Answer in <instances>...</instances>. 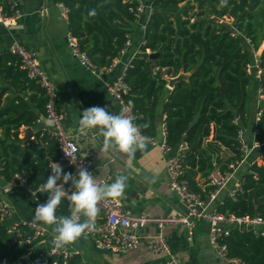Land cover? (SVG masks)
Listing matches in <instances>:
<instances>
[{
	"label": "trees",
	"instance_id": "1",
	"mask_svg": "<svg viewBox=\"0 0 264 264\" xmlns=\"http://www.w3.org/2000/svg\"><path fill=\"white\" fill-rule=\"evenodd\" d=\"M1 1L9 10V0ZM130 1L57 0L68 9L71 33L81 51L97 67L112 66L131 39L130 28L137 18L130 8L139 2ZM192 3H197V10ZM205 5L208 9H204ZM151 7L153 13L140 47L142 55L135 57L125 71L129 91L124 97L135 115L133 121L148 125L141 128L142 134L156 139L158 107L166 92L167 77H176L181 71L191 73L187 81L174 85L163 103V125L166 142L173 149L186 144L191 150L183 157L185 179L193 191L208 199L216 188L209 182L212 172L232 173L242 159L239 135L253 120L252 102L259 85L264 90V75L261 82L255 79L248 68L253 62L252 53L241 38L233 36L228 22L241 35L252 39L259 49L264 41V0H153ZM93 11L95 15L91 14ZM151 54H159V57L151 59ZM261 59L264 69V50ZM21 65L16 55L3 49L0 38V74L13 85L23 81L41 91L46 116V93L36 81L28 78ZM221 88L226 93H222ZM37 120L24 104L0 108V175L7 183L19 184L20 179L25 178L27 186L43 204L48 194L37 189L51 175L49 161L63 168V160L51 133H38L35 141L22 144L20 128L35 127ZM258 129L260 134L255 142L262 144L264 103ZM8 140L13 144L8 145ZM43 142L49 145L51 159L42 148ZM194 146L197 148L192 150ZM223 153L229 158H224ZM63 172L75 176L71 170L63 168ZM198 174L205 179L204 189L195 180ZM242 179V192L236 198L224 196L217 210L228 216L264 217V158L255 161ZM72 189L69 181L65 190ZM69 214L68 201L64 199L57 215ZM220 244L226 246L231 259H239L243 264H264V238L257 234L235 230L220 240ZM27 249V246L11 243L7 226L0 227V264H21ZM47 264L88 263L80 254H74L68 259L48 256Z\"/></svg>",
	"mask_w": 264,
	"mask_h": 264
},
{
	"label": "crops",
	"instance_id": "2",
	"mask_svg": "<svg viewBox=\"0 0 264 264\" xmlns=\"http://www.w3.org/2000/svg\"><path fill=\"white\" fill-rule=\"evenodd\" d=\"M148 9L153 0H140ZM212 3V2H211ZM210 3V4H211ZM197 10V3H192ZM219 6V5H217ZM23 18L17 29H7L0 26V38L3 40V49H8L14 42H19L38 54L42 68L53 79L58 93V107L63 114L64 123L69 133L74 137L83 154L92 155L94 160L92 171L98 176L109 175L111 181L119 175L128 176L127 187L119 199L123 208L136 214L153 215H178L184 213V207L171 193L168 186L166 156L162 150L150 143L143 151H136L134 158L129 159L125 154L115 150L108 153L101 151L103 138L96 131L80 133L79 119L84 110L99 106L106 107L109 113L118 114L120 108L111 98L107 86L115 81L127 68L129 62L138 57L137 53L143 43L145 28L149 21L150 13L140 15L133 23L131 30V46L120 57L117 64L105 68L98 66L91 69L81 64L75 58L67 44V36L71 32L68 18L62 15L57 0H21ZM208 9V5L204 6ZM212 8V7H211ZM194 10V11H195ZM263 52V51H262ZM262 54V53H261ZM172 89L166 88L162 95V101L158 107V130L156 141L163 138V103ZM45 97L41 91L21 81L13 85L10 80L4 79L0 74V108L24 104L29 112L37 117V123L33 136L26 140L28 127L20 128V139L26 145L29 141H35L38 133H50V123L43 113V101ZM257 109V98L252 102V112ZM22 112V114H24ZM246 144L252 149V155H257L264 146L257 147L252 134L253 126L250 123L246 129ZM11 143H8L10 142ZM7 144H13L8 140ZM42 148L49 159L48 143L43 142ZM179 153L186 156L191 151L186 144H181ZM226 155V154H222ZM224 157V156H223ZM229 158L228 155L224 157ZM247 167L239 169V175H243ZM198 186L205 188V179L200 174L195 178ZM7 183L0 175V195ZM228 189L223 191L220 198L227 195ZM7 198L15 207V213L7 219L3 225L11 227L20 222H33L35 208L38 206L33 192L27 185L19 184L13 187ZM42 224V223H38ZM51 231L52 227L48 226ZM156 227H148L142 232L143 246L135 251L113 252L97 248L94 240L89 235H82L76 242L68 245L74 252L80 254L88 264H164L165 257L150 252L146 248L147 235L157 232ZM210 227L206 222H195L190 228L170 227L165 231V238L172 252L177 256L181 264H231L222 258L209 241ZM52 246L51 235L39 241L35 255L43 263L50 254Z\"/></svg>",
	"mask_w": 264,
	"mask_h": 264
},
{
	"label": "built area",
	"instance_id": "3",
	"mask_svg": "<svg viewBox=\"0 0 264 264\" xmlns=\"http://www.w3.org/2000/svg\"><path fill=\"white\" fill-rule=\"evenodd\" d=\"M133 2L134 0L130 1V3ZM135 2H139V4L136 7H131L130 11L136 18L146 12L150 13V15L153 13L152 7L147 9L140 0H135ZM20 4L21 0H9L10 8L6 10L0 0V26L7 29H17L19 27L24 16ZM58 6L62 10V15L68 18V9L63 4H58ZM228 24L230 25V31L233 36L241 38L244 45H246L250 53H252L253 62L248 65V68L253 72L255 79L261 82L264 69L261 53L259 51L260 48L257 49L252 39L241 35L231 23L228 22ZM67 44L72 55L77 58L82 65L93 70L97 69V66L90 58L81 51L77 39L71 32L67 36ZM130 46L131 39L127 41L120 57ZM8 49L21 60V67L27 73L28 78L36 81L46 93V118L50 123V133L58 142L57 149L63 160V168L71 170L75 176L78 174L80 168H85L93 174L98 182L102 184L109 183L111 181L109 175L98 176L93 173V156L83 154L74 137L69 133L64 123L63 114L58 107V93L55 82L42 68L37 52L27 48L19 42L12 43ZM141 55L142 53L139 50L137 56L140 57ZM120 57L114 61L113 65L119 62ZM132 60L129 62V65ZM126 69L115 81L108 84L107 90L113 101L118 104L120 112H126V114L134 120L135 115L133 110L127 104L124 97L129 91L128 85L124 80ZM256 98L257 109L251 122L254 138L260 134L258 122L262 117V106L264 103V90L260 85L256 91ZM246 129L247 127L244 128L239 135V140L242 143V159L237 162L232 173L223 175L217 170L212 172L209 176V182L210 185L216 188L210 193L208 199H204L200 194L193 191L188 180L185 179L184 156L179 153L178 148L173 149L166 142L165 129L163 128V138L160 142H157L154 138L148 137V143L158 146L166 156L168 186L171 193L184 207V213L178 215L136 214L124 210L123 203L119 199L107 198L102 200L98 205L100 212L96 221V229L87 235L93 238L97 248L119 253L140 249L143 246L142 232L148 227H156L158 230L157 232L146 236V248L154 254L163 255L165 257L164 264H181L177 256L172 252L165 238V231L170 227L190 228L195 222H206L210 227V244L216 249L218 254L231 264H243L239 259H231L228 257L227 248L220 244V240L229 237L235 230L240 232H252L264 238V217L261 215L251 217L228 216L220 213L217 210V206L222 203V199L220 198L221 193L228 189V185L231 182H233V187L230 188L227 193L228 196L236 198L237 194L242 192L243 175H239V169L246 166L248 171L255 161H262L264 158V150H262L254 159H251L252 149L248 148L246 140L243 137L247 131ZM256 145L257 147H262L264 143H256ZM64 151L73 153L77 161L72 163L70 157H67ZM20 180L19 184L27 185V180L25 178H21ZM19 184L12 182L9 183L8 187H4L1 190L0 222L2 224L15 213V207L7 198V195L11 192L13 187H17ZM33 194L37 205L42 204L36 197V193L33 192ZM7 228L11 243L28 247L21 258V261L25 260L27 264H47V259L43 263L40 259L36 258L35 251L38 242L48 235L52 237V246L49 256H61L64 259H68L74 254H78L68 245L56 249L53 244L54 233L47 225L33 222H20L17 225Z\"/></svg>",
	"mask_w": 264,
	"mask_h": 264
},
{
	"label": "clouds",
	"instance_id": "4",
	"mask_svg": "<svg viewBox=\"0 0 264 264\" xmlns=\"http://www.w3.org/2000/svg\"><path fill=\"white\" fill-rule=\"evenodd\" d=\"M91 14L95 15V12ZM147 126L136 124L124 111L111 114L106 107L99 106L84 110L79 119L80 133L96 131L103 138V153L115 150L129 159L134 158L136 151L146 149L149 138L142 134L141 128ZM64 152L72 163L77 161L73 153ZM49 167L51 175L37 189V192L47 193L48 199L35 208L32 221L51 226L54 247L60 249L96 229L99 203L107 198H120L127 187L128 176L119 175L114 182L102 184L85 168H80L78 174L73 176L64 173L59 163L49 161ZM69 181L73 186L70 193L65 190ZM64 199L68 201L70 214L58 216L57 209Z\"/></svg>",
	"mask_w": 264,
	"mask_h": 264
},
{
	"label": "water",
	"instance_id": "5",
	"mask_svg": "<svg viewBox=\"0 0 264 264\" xmlns=\"http://www.w3.org/2000/svg\"><path fill=\"white\" fill-rule=\"evenodd\" d=\"M263 34H264V24H263ZM243 42V40H242ZM159 57V54H151L150 55V58L151 59H155V58H158ZM190 75L191 73H185L184 71H181L180 74L176 77H167V81H168V87L173 89L174 85L179 82V81H187L189 78H190ZM222 89V93H226V90L224 88H221ZM33 133H34V130L33 128H28L27 131H26V135H25V138L26 140H28L30 137L33 136ZM8 143H11L8 142ZM197 148V146H194L192 148V150H195ZM224 157H226V155H223ZM256 205L259 204L258 200L255 201ZM3 224L0 222V227L2 226ZM21 264H27L25 260H22L21 261Z\"/></svg>",
	"mask_w": 264,
	"mask_h": 264
},
{
	"label": "rangeland",
	"instance_id": "6",
	"mask_svg": "<svg viewBox=\"0 0 264 264\" xmlns=\"http://www.w3.org/2000/svg\"><path fill=\"white\" fill-rule=\"evenodd\" d=\"M193 12V11H192ZM264 50V41H263V43H262V45H261V47H260V49H259V51H260V53H262V51ZM246 133L244 134V139L246 140ZM258 154V153H257ZM257 155H252V157H251V159H254L255 157H256Z\"/></svg>",
	"mask_w": 264,
	"mask_h": 264
}]
</instances>
